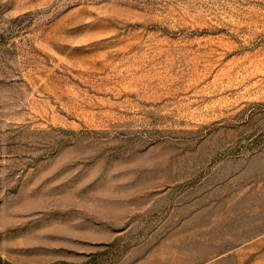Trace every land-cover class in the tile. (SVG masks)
<instances>
[{"label":"rangeland","instance_id":"obj_1","mask_svg":"<svg viewBox=\"0 0 264 264\" xmlns=\"http://www.w3.org/2000/svg\"><path fill=\"white\" fill-rule=\"evenodd\" d=\"M0 257L264 264V0H0Z\"/></svg>","mask_w":264,"mask_h":264},{"label":"trees","instance_id":"obj_2","mask_svg":"<svg viewBox=\"0 0 264 264\" xmlns=\"http://www.w3.org/2000/svg\"><path fill=\"white\" fill-rule=\"evenodd\" d=\"M0 264H12V263H10L7 260H4L0 257ZM52 264H78V263H68L65 261H60V262H56V263H52ZM83 264H86V263H83Z\"/></svg>","mask_w":264,"mask_h":264}]
</instances>
